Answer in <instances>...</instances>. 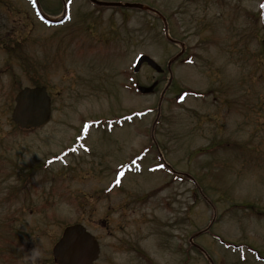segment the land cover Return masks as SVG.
Wrapping results in <instances>:
<instances>
[{
  "label": "rangeland",
  "instance_id": "374dc122",
  "mask_svg": "<svg viewBox=\"0 0 264 264\" xmlns=\"http://www.w3.org/2000/svg\"><path fill=\"white\" fill-rule=\"evenodd\" d=\"M102 1L167 19L185 46L174 85L154 121L168 74L142 95L159 75L131 68L142 54L165 68L180 46L153 14L70 0L67 23L44 27L27 0H0L5 48L19 42L0 53V264L35 247L49 264L74 223L98 241L93 264H264V0ZM24 86L50 96L39 129L11 121Z\"/></svg>",
  "mask_w": 264,
  "mask_h": 264
},
{
  "label": "water",
  "instance_id": "95a60500",
  "mask_svg": "<svg viewBox=\"0 0 264 264\" xmlns=\"http://www.w3.org/2000/svg\"><path fill=\"white\" fill-rule=\"evenodd\" d=\"M100 6L134 8L143 11L156 13L150 8L137 3H118L89 0ZM166 29V26H165ZM168 40H170L168 38ZM171 41V40H170ZM183 48V45H181ZM182 51L167 63L175 61ZM146 63L157 73H161V67L150 57L140 56L135 65L134 72H137L141 64ZM156 83L149 87L139 86L138 91L142 94L152 92ZM50 118V98L43 86L23 87L14 97V107L11 112L12 122L22 130H29L43 126ZM99 254V246L96 239L81 225L73 224L63 228L60 237L51 248V255L55 264H92Z\"/></svg>",
  "mask_w": 264,
  "mask_h": 264
},
{
  "label": "clouds",
  "instance_id": "9594fccd",
  "mask_svg": "<svg viewBox=\"0 0 264 264\" xmlns=\"http://www.w3.org/2000/svg\"><path fill=\"white\" fill-rule=\"evenodd\" d=\"M39 257V251L36 249V247L34 249L31 250L30 253L26 254L25 257V264H27V262L29 260H31L32 264H35L36 259Z\"/></svg>",
  "mask_w": 264,
  "mask_h": 264
},
{
  "label": "flooded vegetation",
  "instance_id": "af4514ba",
  "mask_svg": "<svg viewBox=\"0 0 264 264\" xmlns=\"http://www.w3.org/2000/svg\"><path fill=\"white\" fill-rule=\"evenodd\" d=\"M0 53H4V38H3V31L2 27L0 26Z\"/></svg>",
  "mask_w": 264,
  "mask_h": 264
},
{
  "label": "trees",
  "instance_id": "16d2710c",
  "mask_svg": "<svg viewBox=\"0 0 264 264\" xmlns=\"http://www.w3.org/2000/svg\"><path fill=\"white\" fill-rule=\"evenodd\" d=\"M184 55H185V53H184ZM50 263L52 264V261H51V260H50ZM50 263H49V264H50Z\"/></svg>",
  "mask_w": 264,
  "mask_h": 264
}]
</instances>
